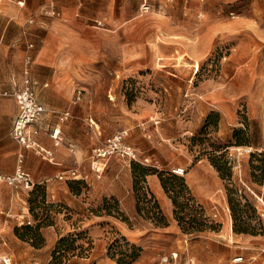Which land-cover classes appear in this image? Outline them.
I'll return each instance as SVG.
<instances>
[{"label": "rangeland", "instance_id": "1", "mask_svg": "<svg viewBox=\"0 0 264 264\" xmlns=\"http://www.w3.org/2000/svg\"><path fill=\"white\" fill-rule=\"evenodd\" d=\"M36 1L35 8L42 0ZM51 1L42 10L52 8L56 18L63 8L74 12L59 28L74 46L73 52L65 46V56L79 59L80 75L98 89L89 115L101 127L84 154L88 182L70 180L78 192L68 183L80 201L75 207L51 199L46 183H35L18 162L19 151L15 161L3 162L11 173L21 165L35 186L10 188V198L26 202L30 225L16 210L0 211L2 264H264V0ZM58 114L49 111L43 121ZM122 130L137 152L133 163L167 178L184 169L175 176L184 179L192 200L181 215H202L211 228L183 231L172 200L166 194L171 207L165 211L149 175L134 190L132 163L112 157L103 174L90 168L91 149ZM221 154L232 168L226 179L211 163ZM195 165L200 170L187 176ZM123 168H130V199L96 193L93 180L111 187L110 176H103ZM129 177H119V184ZM227 188L241 220H234ZM151 195L166 227L155 225ZM243 228L247 232L238 231Z\"/></svg>", "mask_w": 264, "mask_h": 264}, {"label": "crops", "instance_id": "2", "mask_svg": "<svg viewBox=\"0 0 264 264\" xmlns=\"http://www.w3.org/2000/svg\"><path fill=\"white\" fill-rule=\"evenodd\" d=\"M18 1L23 0H0L2 2L0 4V89L12 92L20 85L24 61L26 56L30 55L32 58L30 72L32 79L36 82L39 101L45 106L47 112L55 111L61 114L69 110L71 116L64 122L59 121L57 117L48 119V122L42 121L44 126L50 125L56 130L61 141L59 143L42 137L45 147L53 153L52 159L43 158L31 150L19 147L12 139L11 129L18 113V104L13 97L0 96V171L11 173V167L3 162L15 161L19 151L18 162L21 157L26 169L32 171L35 183H46L51 199L64 201L69 208L75 207L80 201L68 189V183L72 179L69 177L59 179L58 176L68 173L71 169H78L79 177L76 180L88 182L85 167L87 158L84 154L96 144L97 129L101 127L100 121L91 120L89 115L95 111L93 109L96 106L90 103V99L93 92L97 96L98 89L89 88L88 86L92 84L88 81L89 78L80 75L81 69L78 67L80 60L74 57L68 60L65 56V46L73 47L72 52L74 46L59 28L63 22L71 19L74 12L63 8L59 11V18H56L51 14L52 8L42 10L52 2L51 0H42L37 8L33 5L37 2L36 0H24L23 6L17 5ZM30 44L33 47H29ZM78 88L83 92L81 98L76 100ZM140 119H136L135 122L142 121ZM90 121L94 124H90ZM141 136L146 137V134L142 132ZM126 141L128 142V135ZM67 145H70V148ZM29 158L32 160L31 166ZM190 170L187 176L193 177L200 170V165H195ZM127 172L125 168L121 173L104 175V181L108 176L112 179L111 187H108V182L103 184V180H98L100 182L96 184L93 180V186L97 187L96 193L113 194L122 201L125 198L130 199L132 183L129 177L130 168ZM123 176L129 177V180L119 184L118 178ZM114 178H117V181H114ZM147 181L153 194L165 211H168L171 204L158 175H149ZM10 188L6 185L0 187V211L16 210L21 221L29 219L26 202H16L13 194L10 198L12 192Z\"/></svg>", "mask_w": 264, "mask_h": 264}, {"label": "built area", "instance_id": "3", "mask_svg": "<svg viewBox=\"0 0 264 264\" xmlns=\"http://www.w3.org/2000/svg\"><path fill=\"white\" fill-rule=\"evenodd\" d=\"M17 5L23 6V1H18ZM144 11H148L150 6L146 3L142 5ZM55 15V11L51 13ZM98 27L103 26L102 20H97ZM29 47H33L31 44ZM23 75L20 85L12 92L0 89V96L13 97L18 104V113L14 119L11 137L18 144L19 147L31 150L35 154L52 159L53 153L45 147L41 141L40 136L43 134L52 140L58 139L56 130L50 125L43 126V115L47 112L45 106L39 101L36 92V82L31 77L30 67L32 65V58L30 55L26 56L24 61ZM82 90H76V100H79L82 95ZM71 116L69 110L59 114V121L64 122ZM127 130H122L116 134L109 136L102 144L96 145L91 149L90 155V168L97 174H103L105 167L112 157L122 159L128 164L137 159V152L133 146L127 141ZM19 163H22V158H19ZM175 175H184L185 171L182 168H175L172 170ZM69 177L75 180L79 177L78 169H71L68 173L58 176L59 179ZM6 185L14 189L22 188L32 190L35 183L21 165L15 170L14 173H4L0 171V187ZM22 224L30 225V220L22 221ZM3 259L0 258V264ZM235 262L242 261V257L236 258ZM6 263V262H5ZM7 264V263H6Z\"/></svg>", "mask_w": 264, "mask_h": 264}, {"label": "trees", "instance_id": "4", "mask_svg": "<svg viewBox=\"0 0 264 264\" xmlns=\"http://www.w3.org/2000/svg\"><path fill=\"white\" fill-rule=\"evenodd\" d=\"M131 163H132L133 188L135 191H138L139 189V187H137L138 183H140L141 181L146 182V177L148 175H154V174L158 175L163 189L165 190L166 194L173 202L174 217L183 231L188 232V233H193V231L201 232L205 229L212 227L208 225L206 218L202 217V215L194 216L193 218L189 220H187L184 215H181L185 206L192 200L188 186L185 184L184 179H179L175 175H172L167 178L165 176L164 171H159L155 168H147L140 164L133 163V161ZM211 163L214 166V168L217 170V172L219 173L222 179H226L230 176L232 168L231 166H229V162L225 159L223 154H221L220 156H215L213 159H211ZM75 183H80V182L78 181ZM69 186L71 189L75 188L76 192H78V189H76V187L73 186V182L69 183ZM178 186L180 188L176 190V187ZM227 192H228V195H230L228 196L229 197L228 201L230 203V207L232 210V214L234 216V220H241L240 219L241 213L236 208L237 205L234 204L232 201L231 190L227 188ZM151 201L153 203V208L156 210V214H157V218L154 220L155 225L157 227H166L168 225L167 219L164 216V214L161 212L159 204L153 195H151ZM136 207L138 210L137 212L139 213L141 211V208H140V197L138 195H137ZM23 227L25 228H22V229L34 231V229L31 227H27V226H23ZM39 227L40 225H37L35 229H38ZM238 231L247 232V229L246 228L238 229ZM63 242H65V239L61 238L59 243L62 244Z\"/></svg>", "mask_w": 264, "mask_h": 264}]
</instances>
